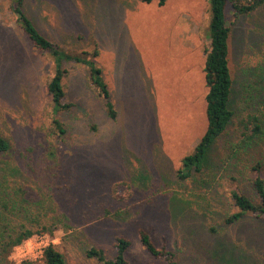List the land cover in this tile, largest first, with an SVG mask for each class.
I'll list each match as a JSON object with an SVG mask.
<instances>
[{
	"label": "rangeland",
	"instance_id": "374dc122",
	"mask_svg": "<svg viewBox=\"0 0 264 264\" xmlns=\"http://www.w3.org/2000/svg\"><path fill=\"white\" fill-rule=\"evenodd\" d=\"M11 1L0 0V136L10 145L0 154V234L47 226L65 264H101L84 250L113 257L119 236L130 241L126 264H166L142 246L141 229L174 252V264H264V220L247 214L226 222L236 210L233 190L257 201L252 166L264 180V2L247 13L225 10L235 119L202 173L183 180L181 159L207 124L208 0L25 1L51 41L73 51L97 48L115 119L86 68L72 63L64 86L73 105L52 112L45 88L52 59L28 40ZM248 112L261 128L251 139L235 125ZM54 117L64 134L54 130ZM10 254L14 264L25 261L18 249Z\"/></svg>",
	"mask_w": 264,
	"mask_h": 264
},
{
	"label": "trees",
	"instance_id": "16d2710c",
	"mask_svg": "<svg viewBox=\"0 0 264 264\" xmlns=\"http://www.w3.org/2000/svg\"><path fill=\"white\" fill-rule=\"evenodd\" d=\"M26 0H12L10 9L18 25L27 36L33 47L47 55L53 62V74L45 83L46 92L50 98L51 110L54 114L69 109L73 104L67 102L64 78L67 74L68 63L83 66L87 70L88 80L94 91L103 102L104 109L111 119L116 118V110L110 98V91L104 80L102 69L97 63L98 50L93 48L84 51H73L62 47L60 44L47 38L36 26L24 8ZM145 3L156 1L163 5L165 0H141ZM264 0H208L209 21L207 25L208 42L205 47V61L203 66L204 80L207 88L205 95L206 128L190 153L181 159V166L177 171L180 179H187L193 175L201 174L207 162L209 150L213 143L225 132L231 121H234V110L231 107L233 76L229 67V33L230 28L225 18V10L230 5L234 15L251 12L262 5ZM53 128L62 135L65 129L58 117L52 120ZM240 134L246 138L261 133L258 117L254 113L240 115L236 121ZM9 141L0 136V154L9 149ZM254 173L252 185L257 201H252L246 194L238 189L231 193L235 212L226 218V222H233L247 214L264 220V180L258 164L251 167ZM264 222V221H263ZM15 231V230H14ZM264 232V226H263ZM34 233H53L52 229L40 225L27 227L22 225L19 231L7 233L3 230L0 234V261L3 264H14L9 260L12 249L24 239ZM140 242L145 250L156 259H164L166 264H174V252L161 245L156 246L150 235L143 229L139 230ZM130 245L129 239L119 236L115 241L116 254L107 257L104 251L94 246L87 247L84 255L101 264H126L125 252ZM44 264H65V258L54 244H49L43 252L41 259ZM33 261L25 260L22 264H32Z\"/></svg>",
	"mask_w": 264,
	"mask_h": 264
},
{
	"label": "built area",
	"instance_id": "2783aa9c",
	"mask_svg": "<svg viewBox=\"0 0 264 264\" xmlns=\"http://www.w3.org/2000/svg\"><path fill=\"white\" fill-rule=\"evenodd\" d=\"M52 242L48 233H34L15 246L13 250L18 249L25 260H41L44 249L49 244H53Z\"/></svg>",
	"mask_w": 264,
	"mask_h": 264
}]
</instances>
